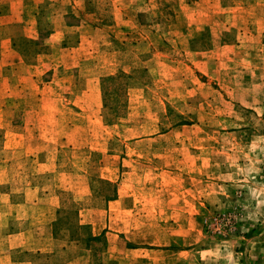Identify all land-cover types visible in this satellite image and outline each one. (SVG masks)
Returning a JSON list of instances; mask_svg holds the SVG:
<instances>
[{"label": "rangeland", "instance_id": "1", "mask_svg": "<svg viewBox=\"0 0 264 264\" xmlns=\"http://www.w3.org/2000/svg\"><path fill=\"white\" fill-rule=\"evenodd\" d=\"M0 264H264V0H0Z\"/></svg>", "mask_w": 264, "mask_h": 264}]
</instances>
